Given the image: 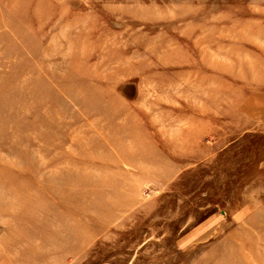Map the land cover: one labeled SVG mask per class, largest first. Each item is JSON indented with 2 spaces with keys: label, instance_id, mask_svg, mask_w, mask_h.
<instances>
[{
  "label": "rangeland",
  "instance_id": "1",
  "mask_svg": "<svg viewBox=\"0 0 264 264\" xmlns=\"http://www.w3.org/2000/svg\"><path fill=\"white\" fill-rule=\"evenodd\" d=\"M0 264H264V0H0Z\"/></svg>",
  "mask_w": 264,
  "mask_h": 264
}]
</instances>
